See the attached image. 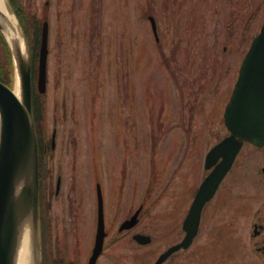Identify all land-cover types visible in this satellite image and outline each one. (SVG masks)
I'll return each mask as SVG.
<instances>
[{"label": "rangeland", "instance_id": "1", "mask_svg": "<svg viewBox=\"0 0 264 264\" xmlns=\"http://www.w3.org/2000/svg\"><path fill=\"white\" fill-rule=\"evenodd\" d=\"M20 1L29 18L50 23L40 125L47 139L57 132L46 159L54 264L88 263L98 180L109 232L117 234L138 208L143 212L97 264H155L182 242L190 190L209 174L207 153L228 135L225 108L264 25V0ZM190 147L193 158L186 162ZM242 153L253 159L259 152L247 146ZM248 166L240 181L237 170L224 180L193 246L165 264H263L250 232L258 211L264 213V184L256 190L254 166ZM139 232L153 244L134 243Z\"/></svg>", "mask_w": 264, "mask_h": 264}, {"label": "water", "instance_id": "2", "mask_svg": "<svg viewBox=\"0 0 264 264\" xmlns=\"http://www.w3.org/2000/svg\"><path fill=\"white\" fill-rule=\"evenodd\" d=\"M4 1L8 10L12 12L10 2ZM151 23L155 37L159 40L154 17H151ZM0 31L4 34L3 24H0ZM42 32L38 86L39 91L44 94L48 79L50 33L48 22L44 23ZM21 33L26 44L27 56L22 55L18 45H10L5 34L14 55L19 96L0 81V264H18L21 235L27 225L30 226L33 238L34 264H42L39 141L32 108L31 54L25 34L22 30ZM238 78L224 116L230 136L209 152L205 163L207 170H211L215 165L217 167L202 183L186 217L183 228L187 235L183 243L173 246L162 254L156 264H163L176 251L191 246L199 232L205 205L213 200L245 142L264 148V26L251 43ZM98 191L99 224L90 264H96L101 256L106 237L100 185ZM140 212L138 210L130 220L126 221L120 231L135 227L139 223ZM134 240L139 245H150L152 238L139 234Z\"/></svg>", "mask_w": 264, "mask_h": 264}, {"label": "flooded vegetation", "instance_id": "3", "mask_svg": "<svg viewBox=\"0 0 264 264\" xmlns=\"http://www.w3.org/2000/svg\"><path fill=\"white\" fill-rule=\"evenodd\" d=\"M39 140H40V151H42V155H44V159H45L44 161L47 163L46 159L54 151V149L56 147V144L53 145V141H51L50 139H47V136L45 135L44 132L42 134V137L39 138ZM246 146H250V145L247 144ZM250 147H252L253 151H257L259 153L258 154H254L253 155V159H251L250 156H248V157L245 156V158L242 157L243 153L241 152V155L235 161L233 169H232L231 172H233V170H237L238 172L236 173V176H237L236 178H237V181H240L239 178H241L242 175H244V174H242L243 171L247 170V168L249 167L248 163L249 164H253L254 173H255L256 190L259 191L263 187V186H260L258 184L259 181H261L264 184V150L263 149H258V148L253 147V146H250ZM188 154L190 156L187 158L186 162L192 161L193 155H192V148L191 147L188 150ZM254 162H256L257 165ZM251 169L253 170V168H251ZM48 172H49V176L46 179H42L41 180V194H42L41 202L43 204L44 214L47 217L48 225L50 226L49 229L51 230L52 225L50 223V220H49L47 214H48V209H49V211L51 209V204H49L48 202H49V199L51 201V198H52V193H53V182H52V179L53 178H52V174L50 173L49 166H48ZM56 182H57V185H56V189H55V195L59 197L61 195L60 191H61V188H62V178L59 176L57 178ZM192 193H194L193 189L190 190V194H192ZM260 211L261 210H259L258 213H257V216H259L258 217L259 221L254 222V224L252 226L254 228L250 232V238H251V240L254 243H256V247H253L254 252L258 255V257L263 259V264H264V213H263V211H261V212ZM129 231H132V230H129ZM139 233H142V232H139ZM139 233H133L132 235L134 236V235L139 234ZM143 234H145V233H143ZM120 235H121L120 233L115 234V233L108 232L107 244L111 245L113 243L114 244L117 243L118 238H120L119 237ZM110 239L112 240V242L109 241ZM50 241H53V240L50 239ZM50 244L52 245V243H50ZM50 255H51V258H53L51 252H50ZM89 260H90V258H89ZM89 260H88L87 264H89Z\"/></svg>", "mask_w": 264, "mask_h": 264}, {"label": "trees", "instance_id": "4", "mask_svg": "<svg viewBox=\"0 0 264 264\" xmlns=\"http://www.w3.org/2000/svg\"><path fill=\"white\" fill-rule=\"evenodd\" d=\"M12 6L14 8V11L17 12L18 17L20 19V22L24 26L25 32L27 33V36L30 39L31 44V54H32V65H33V76L36 72V63L39 58V49L41 47V28L42 23L40 21H37L34 18H29L28 15H26V12L24 10L23 4L20 0H11ZM231 31H233L231 27ZM13 72H14V66H13V60L12 55L10 53V48L6 43V40L4 38V35L0 32V80L6 84H11L13 82ZM35 77V76H34ZM33 108H34V118L36 119V127L39 132V138L42 137L43 129L41 127L42 121L44 118V108L42 104V98L41 95H39L36 92L33 93ZM44 155H40V172H41V179H46L49 176L48 172V164L44 161ZM42 226H43V247H44V253L43 258L45 263L44 264H54V259L51 258V255L49 253L50 247L48 246L50 244V226L48 225L47 217L45 214H43V220H42Z\"/></svg>", "mask_w": 264, "mask_h": 264}, {"label": "bare ground", "instance_id": "5", "mask_svg": "<svg viewBox=\"0 0 264 264\" xmlns=\"http://www.w3.org/2000/svg\"><path fill=\"white\" fill-rule=\"evenodd\" d=\"M0 24H3L4 34H6L10 45H18L22 55L27 56L26 44L19 23H17L14 13L8 10L7 3L4 0H0ZM15 93L19 96V87L16 88ZM21 237L18 264H34L33 238L31 237L29 225L25 227Z\"/></svg>", "mask_w": 264, "mask_h": 264}]
</instances>
